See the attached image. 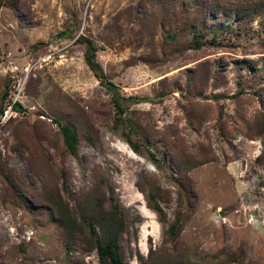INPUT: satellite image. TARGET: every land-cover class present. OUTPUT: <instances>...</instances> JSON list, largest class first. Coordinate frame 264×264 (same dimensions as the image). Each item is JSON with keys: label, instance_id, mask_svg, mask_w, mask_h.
Instances as JSON below:
<instances>
[{"label": "rangeland", "instance_id": "374dc122", "mask_svg": "<svg viewBox=\"0 0 264 264\" xmlns=\"http://www.w3.org/2000/svg\"><path fill=\"white\" fill-rule=\"evenodd\" d=\"M262 1L0 0V108L24 107L0 114V264H99L52 205L93 192L127 215L123 264H264Z\"/></svg>", "mask_w": 264, "mask_h": 264}, {"label": "trees", "instance_id": "16d2710c", "mask_svg": "<svg viewBox=\"0 0 264 264\" xmlns=\"http://www.w3.org/2000/svg\"><path fill=\"white\" fill-rule=\"evenodd\" d=\"M257 5L260 7L258 9L260 12L264 11V0ZM198 35L200 36L201 32ZM58 37L64 38L65 35L59 34ZM77 41L86 46L85 60L90 68L96 73L97 77H104L101 66L97 62V45L86 37H79ZM195 46H201L199 40H196ZM10 91L11 86L7 88L3 95L0 114L9 100ZM114 103L119 113L116 117V122L119 124L125 119L124 108L119 101L115 100ZM14 108L19 112L24 110L20 101L16 102ZM56 123L60 126L67 151L71 155L77 156L80 143L78 133L69 124H64L60 120H56ZM127 139L130 141L128 135ZM134 148L136 147L134 146ZM102 184L108 188V191L111 189L108 179H105ZM72 199H74L73 196L68 193V199L58 194L52 200L59 221L65 228L67 239L73 240V242H85L88 249L96 250L99 256V264H123L121 239L122 234L128 230V220L124 209L116 201L113 193L107 196L105 193L93 192L84 199L79 198L73 205L70 203ZM150 206L160 213L161 220L165 223L166 215L161 206L157 203L150 204ZM179 224L180 220L176 218L166 229L165 232L170 238L175 237L177 234ZM67 244L71 246L72 243L68 241ZM165 264L186 263L183 261H168Z\"/></svg>", "mask_w": 264, "mask_h": 264}, {"label": "built area", "instance_id": "2783aa9c", "mask_svg": "<svg viewBox=\"0 0 264 264\" xmlns=\"http://www.w3.org/2000/svg\"><path fill=\"white\" fill-rule=\"evenodd\" d=\"M17 92L14 91V94H16ZM19 101L17 98H10L7 102H6V105H5V108L3 110V112L1 113L2 116H8L9 113L13 112V111H16L14 106L16 104V102ZM17 112V111H16Z\"/></svg>", "mask_w": 264, "mask_h": 264}]
</instances>
